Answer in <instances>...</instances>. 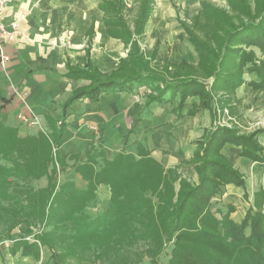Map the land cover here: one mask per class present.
<instances>
[{
    "label": "crops",
    "instance_id": "crops-1",
    "mask_svg": "<svg viewBox=\"0 0 264 264\" xmlns=\"http://www.w3.org/2000/svg\"><path fill=\"white\" fill-rule=\"evenodd\" d=\"M146 1L149 17L140 35L137 28ZM179 1L187 14L199 4L196 14H189V22L181 20L177 0H11L2 18L7 25L17 23L18 29L0 50V121L16 127L23 137L52 136L64 122L58 147L62 164L57 162L61 168L56 177L81 191H87L92 180L84 179L77 167L89 162L98 173L104 160L112 161L120 153L139 159L141 150L165 171L176 170L187 182L198 184L195 159L209 137L218 129L252 135L260 150L254 156L236 143L220 147L219 154L238 172L241 183L221 184L201 218L210 215L219 221L229 215L240 224L248 212L264 214V53L244 46L256 55L258 70L244 65L236 88L218 84L214 88L216 76L203 66L190 32L214 46L209 28L202 24V35L196 20L204 2L227 10L207 0ZM118 18L132 34L127 44L114 36L115 28H108ZM173 19L175 23L168 25ZM132 43L149 62L142 72L131 57ZM1 55L9 57L5 65ZM133 70L150 71L160 79L153 84L133 83L126 91L114 88L96 97L85 95L65 108L76 93L93 86L94 78L127 76ZM231 76L233 72L228 80ZM192 80L213 88V103L191 90L187 95L185 87L163 96L156 91L157 86ZM22 117L40 122L44 132ZM91 190L93 198L85 213L95 219L110 207L112 190L103 182ZM217 230L224 231L221 225ZM28 237L20 226L2 236L0 264H73L38 242L37 248H31L37 240Z\"/></svg>",
    "mask_w": 264,
    "mask_h": 264
},
{
    "label": "trees",
    "instance_id": "trees-1",
    "mask_svg": "<svg viewBox=\"0 0 264 264\" xmlns=\"http://www.w3.org/2000/svg\"><path fill=\"white\" fill-rule=\"evenodd\" d=\"M227 1L238 12V23L231 13L204 2L195 24L198 28L202 24L208 27L207 33H212L219 47L202 42L191 32L190 41L203 66L216 76L214 88L218 84L229 90L238 85L244 65L251 64L258 70L256 55L246 52L244 46L264 53V0H255L254 8L248 0ZM148 14L146 1L137 28L140 35ZM112 27L115 37L126 44L131 40L132 34L122 19L113 20L108 25ZM132 44L131 57L142 72L149 62L140 55L138 45ZM141 72L94 78L93 86L76 93L65 108L85 95L96 97L114 88L126 91L133 83L153 84L160 79L150 71ZM231 72L234 76L228 80ZM178 87H185V93L191 90L205 101H214L213 88L194 80L172 87L157 86L156 91L163 96ZM64 126L62 122L52 136L43 133L23 137L16 127L0 121V212L10 216L7 233L23 226L24 235L37 239L31 248L48 246L59 259L73 264H83L80 252L88 253L87 261L93 264H160L166 257L165 264H264V214L248 212L240 224L229 215L219 221L210 215L201 219L221 184L241 183L238 172L219 154L220 147L236 143L254 156L260 150L252 135L239 136L234 130L218 129L209 137L202 146V155L198 153L195 159L198 184L187 182L176 170L165 171L141 150L139 159L120 153L112 161L104 160L98 173L89 162L77 167L84 179L92 180L87 191H81L71 189L69 182L61 184L56 177L57 162L62 164L58 147ZM44 178V188L30 184ZM102 182L112 190L110 207L94 219L85 210L93 198L91 189ZM220 225L223 232L217 230ZM60 237L65 242L57 244ZM138 243L146 244L147 249L132 251Z\"/></svg>",
    "mask_w": 264,
    "mask_h": 264
},
{
    "label": "rangeland",
    "instance_id": "rangeland-1",
    "mask_svg": "<svg viewBox=\"0 0 264 264\" xmlns=\"http://www.w3.org/2000/svg\"><path fill=\"white\" fill-rule=\"evenodd\" d=\"M181 1H184V0H181ZM198 1H201V0H193V2H194V4H195V2H198ZM207 1H212V2H214L215 4H217L218 6H221L222 8H226V12H229V13H231L232 15H231V18H233V20L234 21H236L237 23L239 22V20H240V18L238 17V12H236V11H233L231 8H230V6H229V8H228V6H227V0H207ZM251 4H252V6H253V8H254V3H255V0H248ZM211 2V3H212ZM177 4H178V7H180V5L181 4H184V2L183 3H181L179 0H177V2H176ZM199 8V4H197L196 6H193L192 7V9H190V10H192L193 12L192 13H189L190 15H192V14H196V11H197V9ZM186 11V9H185V7L184 8H182V7H180L179 8V15H180V18H181V20H186V21H188L189 22V14H187V12L186 13H184ZM175 23V20L173 19V20H168V25H170L171 23ZM206 27V26H205ZM201 28V30L202 31H200L201 32V34L203 35L204 33H203V27H200ZM216 46V48L217 47H219L218 46V43L215 45ZM35 122H38L37 120L35 121ZM36 128H38L39 130H40V132L42 133V132H44V130H45V128L42 126V124L40 123V122H38L37 124H36ZM46 132V131H45ZM60 168H61V166L60 165H58V174H57V176L59 177V171H60ZM23 182H25V181H23ZM22 182V183H23ZM21 183V184H22ZM26 184V183H25ZM30 184H32V185H36L37 186V188L38 189H41V188H44V186H46V184H47V179L45 178V180H44V182H40V181H31V183ZM26 185H28V184H26ZM6 207H9L8 205H6ZM8 220H10V216H9V214H6V212H4V211H1L0 212V237H2V236H6V235H8L9 233H7V231H8V228H9V225L10 224H8ZM37 227H38V229H41L42 227L41 226H39V224L38 225H36ZM21 228L23 227V226H20ZM48 227H46V229H47ZM23 229V228H22ZM68 236H70V235H67V237ZM28 240V239H27ZM35 240H37V239H35ZM61 242H65V238L64 237H60V239H57V244H60ZM66 242H67V240H66ZM64 244V243H63ZM59 246H61V245H59ZM146 246V244H143V243H138V245H135L134 246V248L132 249V251H143V250H146L147 248L145 247ZM81 253V254H80ZM80 253H78L79 255V257L80 258H83V264H93V263H91V262H88L87 261V259H88V257H89V254L88 253H83V252H80ZM162 261H161V263L160 264H165L166 262H167V257L163 260V259H161ZM146 261V260H145ZM146 263V262H145Z\"/></svg>",
    "mask_w": 264,
    "mask_h": 264
},
{
    "label": "built area",
    "instance_id": "built-area-1",
    "mask_svg": "<svg viewBox=\"0 0 264 264\" xmlns=\"http://www.w3.org/2000/svg\"><path fill=\"white\" fill-rule=\"evenodd\" d=\"M11 0H0V50H2V45L4 43L5 39H9L10 37H12L13 35H15L17 33V23H11V25H7L4 21V19L2 18V13L4 8L8 5V3H10ZM9 61V57L1 55V62L2 64H6ZM22 119L24 120V122L26 124H32V125H36L38 122L35 121H31L29 122V120H26L24 117H22ZM35 236L32 235L31 237H28V240H32L34 239Z\"/></svg>",
    "mask_w": 264,
    "mask_h": 264
}]
</instances>
